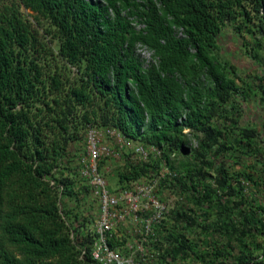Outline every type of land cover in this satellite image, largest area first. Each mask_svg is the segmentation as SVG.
<instances>
[{"label":"trees","instance_id":"16d2710c","mask_svg":"<svg viewBox=\"0 0 264 264\" xmlns=\"http://www.w3.org/2000/svg\"><path fill=\"white\" fill-rule=\"evenodd\" d=\"M0 5V264H98L91 255L97 234L87 233L92 221L64 202L92 196L80 174L85 149L75 161L70 147L86 146L88 128H116L161 148L178 177L160 187L199 207L198 216L173 208L147 236L152 256L135 264H187L193 256L199 264H226L228 256L232 264H264L256 256L258 249L264 256V239L255 243L264 237V169L257 177L255 167V174L230 167L244 153L257 158L264 124L240 128L226 112L239 87L213 54L228 25L264 45V0ZM137 46L150 52L147 66ZM258 90L264 99V86ZM218 117L234 128L215 126ZM109 164L103 159L100 170ZM160 164L125 163L108 184L125 185ZM211 169L214 188L205 182ZM193 231L200 242L189 239ZM118 241L113 235L109 248Z\"/></svg>","mask_w":264,"mask_h":264},{"label":"built area","instance_id":"2783aa9c","mask_svg":"<svg viewBox=\"0 0 264 264\" xmlns=\"http://www.w3.org/2000/svg\"><path fill=\"white\" fill-rule=\"evenodd\" d=\"M103 159L115 165L113 170L125 163L143 165L158 159L161 164L155 169L150 168L137 180L110 189L104 172L100 170ZM80 163V174L88 181L92 197L100 208L97 237L91 247L93 260L98 264H133L131 255L124 259L120 252L109 248L107 241L117 229L128 228L136 233L139 228L140 243L145 242L146 237L152 235L153 226L173 209L171 204L158 197L160 182L165 179L173 181L178 174L168 168L161 148L135 143L116 128H88L85 155ZM113 170L107 169L106 173ZM168 191L171 195L176 193L173 188ZM176 199L180 202L182 197L177 194ZM131 248L128 246L129 250Z\"/></svg>","mask_w":264,"mask_h":264},{"label":"rangeland","instance_id":"374dc122","mask_svg":"<svg viewBox=\"0 0 264 264\" xmlns=\"http://www.w3.org/2000/svg\"><path fill=\"white\" fill-rule=\"evenodd\" d=\"M98 1L101 2L104 0ZM21 12H23L26 16L29 17V19H31L29 16L31 14L30 11L25 10L23 7H21ZM258 41H261V39L257 38L256 40H254L250 35L246 33V29L243 32H239L232 25H228L223 29L219 37L218 48L214 50L213 54L219 62L225 64L226 67L231 71L232 78H234L237 86L239 87L238 93L233 96L229 105L226 106V112L230 115V117L235 118L238 121V127H256L261 131L264 124V99H262V95L257 91H259L258 87L260 85L264 86V45L262 44L259 47L255 45V42ZM136 54L143 62V65L147 66L149 61L151 60L150 52H148L141 46H137ZM238 110L240 111L238 112ZM214 124L219 128H234L233 124L230 121H226L225 118H216L214 120ZM262 140L263 138L261 139L260 137V150H258L259 154L257 155V158L254 159V157L252 156L254 154L248 155V153H244V155H242L241 161H237L239 165L232 164L230 167H232L236 172H238V170L244 169L247 173L253 174H255V170H253L252 167H255L257 168V177L261 175L262 169H264V141ZM84 146L85 144L83 142L71 144L70 147L72 148L73 153H75L76 155L72 157L75 161L83 156L85 149ZM192 146H196V142L194 140H192ZM185 158L188 162L194 161L193 159H191L190 155L185 156ZM114 166L115 165L113 164L105 165V168L103 170L107 182L112 183V185L113 182H115V179H112L111 176L112 171L111 173H106V171L110 168H112L113 170ZM214 176L215 170L211 169L209 170L208 176L205 180V182L207 181V184H209L210 186L212 185L213 188L215 187ZM112 185L110 186L108 184V187L111 188ZM262 186L263 189L264 183ZM256 190L257 189H253V193H256ZM249 191L244 189L243 193L245 194V198H248L247 193ZM219 195L222 196V200L224 201H226L228 198L220 191ZM158 197L159 199L167 201V203L171 204V208H185L187 210L193 211L196 216L200 215L198 205L187 202V194H180L182 200L178 202V199H176L177 193L171 195L167 188L160 187ZM64 202L69 204L73 214L78 213L83 217H87L89 221H92V223H90L89 225L90 229L87 230V233H92L93 231L96 232L97 223L100 217V208L95 198L90 195L88 198L86 197L85 199H81L77 203V205H75L73 202H68L67 200H65ZM229 202L231 203V201ZM165 220H168V217ZM81 221L82 219H79V222ZM169 223L171 224V222ZM169 223L167 222V224L171 226L172 224L170 225ZM137 231L138 232L134 233L133 231H129L128 228H122L120 230L117 229L114 233V236L120 239V241H118V244L121 245L116 247L114 251L120 252L121 256L124 259L128 258V256L131 255L133 264H135L137 260H141V258L144 256L145 258L152 256L151 251L145 245L148 241L147 237L145 242L140 243V238H142V236H140L139 234V228H137ZM188 237L193 241L200 242V236H198L195 231L189 234ZM263 239L264 237L259 235L256 237L255 243L261 246L263 243ZM204 240H211V237L205 236ZM257 245L254 244L253 247L255 248V246ZM128 246L132 247L131 250L128 249ZM256 256H258L259 260H264V256L259 249L256 253ZM228 257L229 259L227 260L226 264H232L230 261L231 256ZM120 262L122 263V261ZM186 263L199 264V261L196 257L193 256V258H191L190 260L188 259Z\"/></svg>","mask_w":264,"mask_h":264},{"label":"clouds","instance_id":"9594fccd","mask_svg":"<svg viewBox=\"0 0 264 264\" xmlns=\"http://www.w3.org/2000/svg\"><path fill=\"white\" fill-rule=\"evenodd\" d=\"M184 131H187L188 132V130H184ZM187 132H184V133H187ZM107 181V180H106ZM108 183V182H107Z\"/></svg>","mask_w":264,"mask_h":264}]
</instances>
